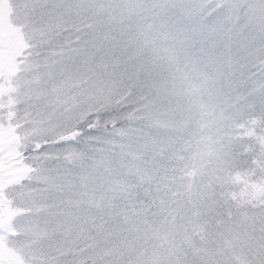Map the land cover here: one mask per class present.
<instances>
[{"label": "snow or ice", "instance_id": "snow-or-ice-1", "mask_svg": "<svg viewBox=\"0 0 264 264\" xmlns=\"http://www.w3.org/2000/svg\"><path fill=\"white\" fill-rule=\"evenodd\" d=\"M0 264H264V0H0Z\"/></svg>", "mask_w": 264, "mask_h": 264}]
</instances>
